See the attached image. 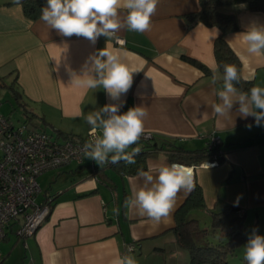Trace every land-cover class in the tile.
Returning <instances> with one entry per match:
<instances>
[{"label":"crops","instance_id":"obj_1","mask_svg":"<svg viewBox=\"0 0 264 264\" xmlns=\"http://www.w3.org/2000/svg\"><path fill=\"white\" fill-rule=\"evenodd\" d=\"M198 9V0H159L150 31L130 32L125 26L116 33L124 44L101 36L93 45L82 36H62L40 18L29 20L17 0H0V79L13 81L28 104V117L41 118L58 136L60 132L84 136L91 126L83 117L101 112L106 119L102 109L112 103L120 105V114L134 106L146 108L144 132L172 139L183 149L205 148L211 135L219 136V164L192 169L207 207L198 213L209 215L208 210L236 205L245 216L247 233L251 228V234L257 230L264 236V126H256L252 116L241 118L238 104L231 119L214 114L212 105L222 103L218 93L223 90L213 53L220 32L200 22L186 28L183 15ZM222 10L234 13L239 26L225 39L241 61V76L251 80L253 87H264V56H248L239 36L252 22L264 24V13L250 10L246 2ZM118 13L124 22L127 9ZM108 45L137 70L132 87L115 101L102 88L70 86L71 72L79 75L89 57ZM182 54L202 62L212 74L183 60ZM97 130L101 138L102 131ZM85 160L84 156L82 163L55 168L59 171L40 201L50 200L47 216L25 238L18 236L16 225L8 228L0 242V264H113L118 255L126 254L129 244H134L137 264H189L190 251L179 247L171 229L175 210L190 193L180 192L171 217L156 224L124 208L127 198H134L139 187L150 183L137 173L128 175ZM162 163L171 164L164 153L146 159L147 168ZM70 164L74 165L66 167ZM117 207L119 215L113 213Z\"/></svg>","mask_w":264,"mask_h":264},{"label":"clouds","instance_id":"obj_2","mask_svg":"<svg viewBox=\"0 0 264 264\" xmlns=\"http://www.w3.org/2000/svg\"><path fill=\"white\" fill-rule=\"evenodd\" d=\"M158 4L159 0H46V6L41 9L40 20L65 37L82 36L94 45L99 37L104 36L123 44L124 41L116 33L125 26L130 32L150 31ZM121 8L127 9L124 22L119 18L118 10ZM239 36L246 45L248 56H264V24L252 22ZM215 70L214 65L213 73ZM135 72L137 70L130 68L122 60L119 50L108 45L89 57L79 75L71 72L70 86L102 88L115 101L132 87ZM223 72V90L218 93L222 103L212 105L214 114L219 118L231 119L233 106L238 104L237 112L241 118L252 116L256 126H264V87H252L250 94L238 92L233 85L234 81L241 78L237 66L224 64ZM212 83H216L215 75ZM119 110L120 105L112 103L102 109V112L108 114L106 119L102 118L101 112L83 117L93 133L97 129L102 131L101 138L96 139L93 144H85V148L91 150L84 154L99 167L116 165L121 161L135 164V157L141 152L140 147H134L131 154L126 149L140 141L148 111L142 106L130 107L122 114ZM248 127L251 128L252 125ZM112 153L114 154L109 159V154ZM136 175L151 186L139 187L134 198L124 201V208L129 212L135 210L136 215L147 217L156 224L171 217L180 192L190 193L195 188L192 169L175 162L150 165L147 170H138ZM119 212L118 207L113 209L114 214L119 215ZM133 251L131 246H127L126 254L118 255L113 264H137ZM243 258L247 264H264V236L257 234V230H253L248 239Z\"/></svg>","mask_w":264,"mask_h":264},{"label":"trees","instance_id":"obj_3","mask_svg":"<svg viewBox=\"0 0 264 264\" xmlns=\"http://www.w3.org/2000/svg\"><path fill=\"white\" fill-rule=\"evenodd\" d=\"M198 2L199 9L197 11L183 15L186 28L188 29L199 22L206 26L218 28L220 33L214 40L213 53L222 79L224 64L236 65L241 75V61L225 39L228 33L237 31L239 26L235 14L223 11L222 7L246 2L250 10L264 13V0H198ZM18 3L21 4L25 17L32 21L40 18L41 9L46 6V0H19ZM7 4H11V2ZM181 58L198 67L205 74H212L211 70L202 62L184 54ZM13 83L12 81L11 91L18 103L23 104L21 94L17 92ZM233 85L238 92L250 94L253 82L245 80L241 76L239 81L233 82ZM60 133L59 136L61 135L62 138L75 141H79L84 137ZM134 147H140L141 149L140 154L135 157V164H125L121 161L119 164L109 165L116 168L120 173L132 175L140 169H147V158L164 153L169 163L175 162L197 167L204 161L211 159L214 151L221 150L220 147L210 150L207 144L202 149L187 150L178 146L172 139L154 134L148 139L141 137L138 144L129 147L126 152L131 154ZM111 155L113 153L109 154V159ZM221 159L222 156L218 158V162ZM194 184V190L190 192L174 212V226L171 231L179 247L190 251L189 264H229V256L246 239L250 238L247 234L245 216L238 206L226 204L221 210H208L210 229L203 230L200 227V219L197 217V213L207 210V207L201 186L196 181ZM45 201L48 204L50 202L49 199ZM243 257L244 254L241 257L242 264H247Z\"/></svg>","mask_w":264,"mask_h":264},{"label":"built area","instance_id":"obj_4","mask_svg":"<svg viewBox=\"0 0 264 264\" xmlns=\"http://www.w3.org/2000/svg\"><path fill=\"white\" fill-rule=\"evenodd\" d=\"M151 136L150 132L142 135L144 139ZM98 138L99 130L93 133L90 129L79 141L58 140L46 131L28 127L26 123L16 125L0 112V242L15 223H18L16 232L19 237L25 238L36 232L49 210L47 201H36L41 192L37 177L71 162L82 163L85 151L91 150L86 149L85 144H93ZM220 144L221 139L214 134L207 142L210 150L219 148ZM221 156V150L214 151L211 159L199 166H217ZM128 246L134 249V244Z\"/></svg>","mask_w":264,"mask_h":264},{"label":"rangeland","instance_id":"obj_5","mask_svg":"<svg viewBox=\"0 0 264 264\" xmlns=\"http://www.w3.org/2000/svg\"><path fill=\"white\" fill-rule=\"evenodd\" d=\"M11 85H12V81H9L6 79H0V112L3 115L9 117V119L16 125L19 123L20 124L26 123L28 127L30 128H35L37 130L44 129L48 133H53L54 138L58 140H62V137L58 136V134L56 133V129L52 128L51 126H46L41 123L42 122L41 118L39 119L37 117H31V118L28 117V115L30 114L25 111V108L28 107V104L24 103L23 101H21L23 104L18 103V101L16 100V98L14 97L11 91ZM51 121H53L54 123H56L57 121L59 123V120L51 119ZM73 165L74 164H70L69 166L67 165L66 167H71ZM61 169L63 168H60V170ZM58 171H59L58 169H52L51 171H46L38 176L37 182L41 186L42 193L37 196V199H36L37 203H42L40 201L42 199L43 192L48 187L49 182L54 181L53 179L55 178L56 172ZM107 172L110 175H112V178H114L117 181L119 180L116 177L112 169L107 168ZM120 191H121V187H119V192ZM197 217L200 219V227L203 229L206 227V229L209 230L210 229L209 215L207 213H202V214L200 213L199 215H197ZM13 225H16L18 227V223H15ZM251 232H252V229L249 228L247 234L251 236L252 235ZM247 242H248V239H246L245 242H243L240 246H238L235 252L229 256L228 258L229 264H242L241 257L244 254L245 245L247 244Z\"/></svg>","mask_w":264,"mask_h":264}]
</instances>
